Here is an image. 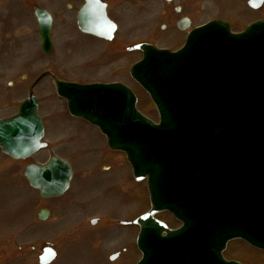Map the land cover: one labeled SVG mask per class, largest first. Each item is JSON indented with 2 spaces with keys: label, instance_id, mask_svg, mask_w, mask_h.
<instances>
[{
  "label": "water",
  "instance_id": "obj_1",
  "mask_svg": "<svg viewBox=\"0 0 264 264\" xmlns=\"http://www.w3.org/2000/svg\"><path fill=\"white\" fill-rule=\"evenodd\" d=\"M79 24L84 32L102 37L114 31L99 0H87ZM50 27V22L42 23L46 52L51 47ZM138 48L145 59L133 68L132 75L150 92L161 115L160 125L136 111L133 95L122 86H79L55 79L58 94L68 100L71 114L100 126L110 147L128 154L138 180L149 177L152 211L136 222L141 227L138 245L143 253L139 264H239L223 259L229 240L242 237L264 250V21L240 35L232 34L228 25L214 22L194 31L178 53L149 45ZM225 133L244 138H230L231 143L225 145ZM43 136L34 97L23 102L15 117L0 121V148L14 159H27L45 147ZM187 136L188 142L194 136L207 137L218 147L207 153L212 167L218 165L210 172L211 183L200 184L206 197L212 196L207 204L200 193L195 198L185 193L188 204L183 206L176 196L168 199L162 188L181 191L180 176L173 172L176 163L182 162L184 149L179 143ZM227 173L252 183L244 201L249 230L231 229L227 225H231L230 218L219 215ZM25 175L43 196L60 195L71 176L58 160L47 167L30 166ZM162 211L172 212L184 226L169 230L154 219ZM55 256L46 249L40 262L50 264Z\"/></svg>",
  "mask_w": 264,
  "mask_h": 264
},
{
  "label": "rangeland",
  "instance_id": "obj_2",
  "mask_svg": "<svg viewBox=\"0 0 264 264\" xmlns=\"http://www.w3.org/2000/svg\"><path fill=\"white\" fill-rule=\"evenodd\" d=\"M109 1L111 14L119 25L115 40L120 43L118 46L116 43L104 47L102 44L93 45L89 37L79 35L77 10L84 0H62L54 12V51L49 57L37 49L36 29L25 34V24H15L6 37L0 21V119L18 112L20 104L29 95L32 82L39 76L38 72L49 68L61 75V79L74 83L120 80L130 84L142 98L139 109L150 119L158 121V112L148 96L128 78L129 68L141 58V54L128 53L125 46L154 40L162 47L179 50L185 46V40L173 33L175 28L160 15L163 0ZM75 3L74 10L68 7ZM230 4L235 10L233 21L240 20L243 26L251 22L249 16L253 20L264 19L262 14L257 15L261 12L250 14L238 0H230ZM222 11L224 15L229 12L225 8ZM195 18L197 24L202 22L201 16ZM31 19L28 17L29 21ZM164 24L168 26L166 30H162ZM45 82H41L35 91L41 98L40 115L44 118L45 141L49 142V149L27 161L13 160L0 150V264H39L38 257L45 244L53 245L58 251L54 264H136L142 256L136 245L139 230L122 226L120 222L133 221L149 209L147 184L133 180L128 162L123 156L112 154L105 139L95 129L70 121L65 103L57 99L53 84ZM68 130L77 135L70 142L75 147L82 143L79 147L87 151L77 150L76 155L74 151H66L63 137L67 138L68 133L64 132ZM60 152L72 156L71 161L81 163L86 174L82 172L80 176L75 172L69 195L44 200L30 187L24 170L31 163L44 164ZM101 156L111 160L100 161L101 167L112 164L108 174H97L96 163ZM121 178L124 179L122 188L119 187ZM108 184L114 185V189L109 190ZM132 190L139 198H132ZM74 198L79 199L82 209ZM41 209H49L52 213L46 222L38 218ZM161 218L170 226H178L168 213L161 214ZM92 219H98L96 226L91 225ZM113 254H119L115 261L110 260ZM226 255L242 264H264V251L250 247L242 240L232 241Z\"/></svg>",
  "mask_w": 264,
  "mask_h": 264
},
{
  "label": "flooded vegetation",
  "instance_id": "obj_3",
  "mask_svg": "<svg viewBox=\"0 0 264 264\" xmlns=\"http://www.w3.org/2000/svg\"><path fill=\"white\" fill-rule=\"evenodd\" d=\"M36 0H23L19 5L15 4V0H0V21H2L4 26V35L8 37V33L11 31L12 27L16 22V15L20 16L24 13H30L35 11L37 8L41 7L39 4L35 2ZM244 6L248 8V10L252 13H259L257 15H263L264 17V0H238ZM104 2L110 6L109 0H104ZM163 8L161 9V14L163 18H166L167 24L172 27H178L180 23L188 20L191 24L196 23V18L194 16H201L202 18L210 17V19H206L200 22V25H204L211 20L214 19H222L226 20L230 23L233 30L236 32H241L245 29L249 24L256 21L253 20L251 16L247 25L243 26V22L238 20L237 22L233 21V14L235 10L232 8L233 6L230 4V0H165L162 2ZM194 5V7H193ZM76 3L72 4L70 9H75ZM190 6V7H189ZM223 8L227 12V15L223 14ZM109 10V9H108ZM76 12V11H75ZM74 13V12H73ZM55 18L53 17V20ZM203 20V19H202ZM261 20V19H257ZM19 21V20H17ZM25 21V20H24ZM23 21V22H24ZM234 30V31H235ZM94 39V38H92ZM52 69H45L43 72ZM54 72V71H53ZM79 122L80 121H76ZM84 123V122H83ZM86 123V122H85ZM73 130L70 131L72 133ZM74 136L76 135L73 132Z\"/></svg>",
  "mask_w": 264,
  "mask_h": 264
}]
</instances>
